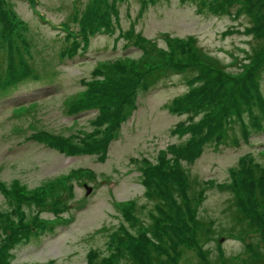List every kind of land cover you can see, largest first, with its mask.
I'll use <instances>...</instances> for the list:
<instances>
[{
  "label": "rangeland",
  "instance_id": "1",
  "mask_svg": "<svg viewBox=\"0 0 264 264\" xmlns=\"http://www.w3.org/2000/svg\"><path fill=\"white\" fill-rule=\"evenodd\" d=\"M251 1L239 0L243 5L239 9L253 16L248 7ZM3 3L19 21L9 17L15 23L0 25L1 29L10 26L7 42L3 39L5 55L9 57L10 46L18 43L16 32L27 27L26 45L34 59L27 57L25 64L49 72L40 79L34 78L33 71L27 82L0 95V264H91L108 255L109 234L118 230L123 234L119 242L123 261V237L128 241L135 220L130 215L132 206H137L139 216L150 207L143 195L141 174L147 163H155L159 172H167L171 164L179 166L186 177L183 191L192 216L213 229L205 234L206 227L198 228L194 240L182 238L187 236L184 229L177 230V235L174 232L176 239L182 238L177 240L175 256L179 264H264V181H258L264 170L259 168L256 174L253 166L244 165L232 175L243 155L264 168V61L261 64L255 59V53L264 59V42L246 33L253 20L237 11L233 0L217 7L213 4L211 9L202 0H99L97 5L91 2L95 6L90 10L109 13L102 14L92 29L83 30L72 18H82L90 0ZM224 6L228 7L225 12ZM254 19V30L259 31L260 18ZM65 25L70 26L67 32L62 29ZM131 34L171 50L166 57L179 56L182 72L170 67L157 79L150 77V83L137 80L132 75L138 74L140 63L150 70L151 65L150 58H139L142 51ZM177 40L186 44L187 51ZM27 53L24 49L22 56ZM207 75L217 80L226 75L228 81L243 80L236 93L247 91V83L262 106H255L252 120L245 116L243 124L226 116L220 140L202 144L198 154L186 160L172 151L191 137L188 126H202L207 120H201L203 112L173 111L171 104L200 85L198 77ZM108 76L135 77L137 83L130 96L132 103L122 106L118 123L110 131L102 159L99 153L86 151L84 141L97 128L93 123L96 109L79 106L81 111L69 115L63 100L80 93L85 96L91 83ZM224 85V98L207 86L206 98L225 101ZM87 94H94L93 85ZM236 104L246 107L238 101L232 105ZM19 106L27 109L16 111ZM40 129L69 136L79 150L52 149L29 137ZM83 174L88 177H81ZM187 176L195 180V186L187 185ZM56 181H68L66 195L70 198L61 210L47 198ZM86 186L91 188L89 193ZM140 205L145 206L140 209ZM164 207L170 217L175 216L173 207ZM5 220L9 224L15 221V230L22 228L23 232L9 233ZM125 259L130 264L127 256Z\"/></svg>",
  "mask_w": 264,
  "mask_h": 264
},
{
  "label": "trees",
  "instance_id": "2",
  "mask_svg": "<svg viewBox=\"0 0 264 264\" xmlns=\"http://www.w3.org/2000/svg\"><path fill=\"white\" fill-rule=\"evenodd\" d=\"M92 1L95 2V5H97L99 0H90L88 10L87 8L86 10H83L84 14L82 18H72L73 20L78 21L83 30L92 29L94 27L93 24H95L98 19H100L102 14L109 13V10H105L100 13L97 11V9L96 11L90 10L92 6H95L91 5ZM230 1L232 0H202V3L205 4L206 2L207 7L211 9L213 7V4L217 7L219 4H228ZM233 2L234 6L238 8L237 11H244L249 16L250 20H253V23L249 25V29H247L246 33H250L251 35H253V37H261L263 38L264 42L263 2L260 0H252L248 3V7L250 8V12L253 16H250L248 14V11L239 9L243 6L240 4L239 0H233ZM4 5L5 4L3 3V0H0V25H9L15 20L18 21L16 19V14L14 18L13 14L10 11L11 9L5 8ZM224 8L225 10L223 12L227 11L228 7L224 6ZM255 13L257 14L255 15ZM9 17H11L14 21L9 19ZM255 17L260 18L262 29H260L259 31L254 30L256 26L254 19ZM20 25L21 27H23V23H21ZM9 28L10 26L5 29H1L0 27V95H6L8 94L7 92L9 91V88L15 89L19 85L27 82V80L29 79V75L33 71L34 78L38 76L40 77V79L47 78L46 74L49 72L48 70H43V73H41L42 70L31 68L25 64L27 57L32 60L34 59V54H31L28 49L29 46L26 45V39L28 38L27 27H24L22 30L19 29L18 31L16 29V37H18V43L15 45V47L10 46L11 50L9 57L5 55L2 49V47H4L3 39L7 42V38H9ZM69 28L70 26L65 25L62 29L64 30V32H67L69 31ZM78 35L80 34H76L74 36ZM131 37L133 38V43L136 44V46L142 51L139 58H142V60L145 57L150 58L149 62L151 65L150 70V68L145 67L143 63H140V71L138 72V74L132 75L136 76L137 80L141 79V82H143L144 80L146 84L147 82L150 83V77L153 79H157L159 75L164 73V70L169 69L170 67H173V69L175 68L174 71L177 72H182V70L184 69V64H182L178 59L180 58L179 56L172 57V55H170L169 57H166V54L170 53L171 50L167 51L164 48H160L154 43L143 39L139 35L131 34ZM167 41H170V38H167ZM176 42L181 41L177 40ZM11 43L12 45H14L13 42ZM181 43L182 45H184L185 50L187 51L186 44L184 42ZM17 46L19 47V50H17ZM178 47H180V44L178 45ZM24 49H27L28 53L23 54L22 56ZM176 50L177 45L173 46V51ZM181 52L183 53V51ZM23 58L25 59V61H23ZM29 59L27 60V63L29 62ZM210 59L214 58L210 57ZM255 59H257V61L261 64L264 61L263 58H257L256 53ZM115 65H119V63L116 62ZM159 66H161V68ZM124 71L125 70H122V72ZM199 71L201 72V70ZM228 77L239 78L234 74H229ZM136 78L133 77L131 79H115L111 76H108L107 78H103L99 82H93L90 84V89L92 85L94 87L93 95H86V93L90 91V89H88L84 93L85 96L80 97V93L77 96H70L63 100L66 104L65 112L69 115L81 111L80 109L82 108H79V106H82L84 109H92L87 107L92 106L94 109H96V113L93 118L95 122L93 123L96 124L97 128L95 129V131L90 133L91 138L84 139V141L88 143L85 144V147L88 148L86 151H95L100 154V157L102 159L105 157L107 144L111 139L109 138L110 131L114 130L116 124L118 123L117 119L121 114L122 106L124 104L132 103V97L130 96L133 92L134 86L137 83V81H134ZM197 79H202V81L199 82L200 85H194L192 89H190L185 94V96H177L171 104V109L173 111L184 110V112L186 113L203 112L201 120H207V124L203 122L202 126H200L201 123L188 126L186 130L191 133V137L188 139L184 146L178 147L177 149H174L172 151L174 153V156L179 155V157L186 160H191L192 156L199 152V149L201 150L202 144L207 143L211 140H220V134L223 132V121L226 116L229 121L235 120L236 122L239 120L242 123V120L245 116L251 121V111L254 110L255 106L261 105L260 101L256 100V98L258 97L252 96L250 85H248L247 83V87L245 86L247 91H245L244 89L242 92H238V94L236 93V87H240L244 84L243 80L241 79H230L228 81L227 75L222 78L223 80H226L225 82L222 81V79L217 80L216 77L209 78L208 75L207 77L202 76L198 77ZM213 82H215L214 88L212 87ZM223 84H225L224 86H226V88L224 87L226 89L225 101L222 100V102L220 103L218 101L219 97H214L211 100H208L206 98L207 92L204 91L206 86L208 88H213L218 95H222L220 96V98H224L222 93ZM11 91H9V93H11ZM247 100L250 102V106ZM237 101L239 104L246 107H242L241 109L240 105H232L237 103ZM225 102H227L228 104ZM28 105L29 103L27 104V106ZM27 106H19L15 109L16 111L20 112V107L23 109L25 108L26 110ZM262 118L264 119V115L262 116ZM102 124H105V127L103 129L101 128ZM243 132H245L244 126ZM29 137L35 139L40 143H43L45 146L52 149H59L61 151L68 149L66 151L70 153L76 152L80 148L76 142L70 141L69 136L52 133L44 129L35 130ZM244 165L246 168H248L247 165L249 167L253 166V172L256 174H258L259 168L264 170V168L262 166H259L258 163L253 162V159L250 156L243 155V158H241L238 163L237 169H234L232 171V175L238 169L243 170L245 168L243 167ZM143 168H145L141 173L143 176V184L145 186L143 195L144 198L150 202V207L146 210V212L142 211V216H139L137 206L135 204H133L132 206L130 215L135 218V220L133 219V221H131L130 226L133 230H130V232L128 231V241L123 237V248L125 250V253H123L124 260L121 261L119 259L121 249L119 247V242L123 234L121 230H118V232H111L112 234H109L111 248L107 253L108 255L102 258L98 257V259L100 260L97 259L91 264H126V256L128 257V262L130 264H179L175 260V256L177 255L176 253L179 249V242H177V240L180 241L181 237L177 236L176 239L174 236V232L175 235H177V230L184 229L187 231V236L184 235L182 236V238L186 237L194 240L192 235H197L198 228L206 227L202 225L200 221H196V219L192 216V211L189 208L190 200L185 196L183 191V185L185 184L186 177L183 176V172L181 171V168L179 166H177L176 164H171V167H167L165 169L167 170V172H159V169L161 168H158L155 163H147L143 165ZM259 176L260 179H258V181L260 183L261 181H264V172L263 175L259 172ZM81 177L87 178L88 175L83 174ZM66 183H68V181L62 183L58 181L54 182L53 188L50 189L52 193L47 197L56 210H61L66 206V204H68V199L70 197L66 195ZM187 185L195 186V180H189L188 178ZM152 186L153 188H151ZM147 188H149L150 190H148ZM147 196L150 198H148ZM165 205L168 206L169 209L173 207L175 213L174 217H170L167 214L164 207ZM144 206L145 205H140V209H143ZM185 211L188 216L185 215ZM4 222L7 224L6 226H8L9 233L12 232L15 235V233L20 234L23 232L22 228H18L15 230V221L11 222L10 224L6 220ZM32 225L35 224L31 222V226ZM11 228H13L12 231ZM191 230H193V233L191 232ZM212 230L213 229L211 228V226L206 227L204 233L209 234L212 232ZM5 234H7V232Z\"/></svg>",
  "mask_w": 264,
  "mask_h": 264
},
{
  "label": "water",
  "instance_id": "3",
  "mask_svg": "<svg viewBox=\"0 0 264 264\" xmlns=\"http://www.w3.org/2000/svg\"><path fill=\"white\" fill-rule=\"evenodd\" d=\"M86 189H87V193L91 190V188L90 187H87V186H86ZM222 240H223V238H221L220 241H222Z\"/></svg>",
  "mask_w": 264,
  "mask_h": 264
}]
</instances>
